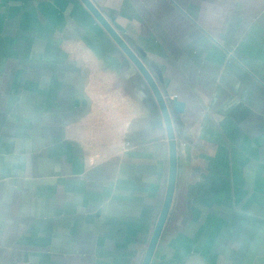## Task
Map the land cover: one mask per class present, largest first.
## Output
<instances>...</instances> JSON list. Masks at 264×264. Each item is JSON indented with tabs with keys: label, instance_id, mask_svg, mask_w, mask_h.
I'll return each mask as SVG.
<instances>
[{
	"label": "crops",
	"instance_id": "0c3cea01",
	"mask_svg": "<svg viewBox=\"0 0 264 264\" xmlns=\"http://www.w3.org/2000/svg\"><path fill=\"white\" fill-rule=\"evenodd\" d=\"M90 1L167 102L148 264H264V0ZM169 172L155 96L85 4L0 0V264H142Z\"/></svg>",
	"mask_w": 264,
	"mask_h": 264
},
{
	"label": "water",
	"instance_id": "95a60500",
	"mask_svg": "<svg viewBox=\"0 0 264 264\" xmlns=\"http://www.w3.org/2000/svg\"><path fill=\"white\" fill-rule=\"evenodd\" d=\"M85 6L89 9V11L93 14V16L98 20V22L105 28V30L108 32V34L112 37V39L119 45V47L125 52V54L128 56V58L133 62V64L136 66V68L139 70V72L143 75L145 78L147 84L151 88L158 105L160 107L162 118L165 124V129L167 132V136L169 139V153H170V172H169V182L166 192V197L164 201L163 208L161 210L158 222L156 224V227L154 229L152 238L150 240L149 246L147 248L145 257L143 259L142 264H148L151 254L153 252V249L155 247V244L157 242L159 233L161 231L162 225L164 223L165 217L167 215V211L169 209V205L171 202L172 194H173V188H174V182H175V166H176V158H175V140H174V134L170 123L169 113H168V107L167 102L162 96L158 84L155 81V79L150 74L147 67L143 64L142 60L139 58L138 54L141 56H144L143 52L138 48L135 47V50L132 49L124 40L123 38L116 32V30L109 24V22L104 18L102 13L95 7V5L90 0H81ZM171 106L175 107L176 109H179V107H182V103L177 101L175 98L172 100L171 103H169Z\"/></svg>",
	"mask_w": 264,
	"mask_h": 264
}]
</instances>
